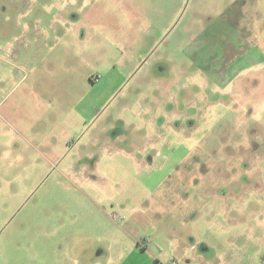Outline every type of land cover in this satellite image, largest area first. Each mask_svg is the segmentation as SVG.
I'll return each mask as SVG.
<instances>
[{"label":"rangeland","instance_id":"obj_1","mask_svg":"<svg viewBox=\"0 0 264 264\" xmlns=\"http://www.w3.org/2000/svg\"><path fill=\"white\" fill-rule=\"evenodd\" d=\"M146 243L264 264V0H0V264Z\"/></svg>","mask_w":264,"mask_h":264},{"label":"crops","instance_id":"obj_2","mask_svg":"<svg viewBox=\"0 0 264 264\" xmlns=\"http://www.w3.org/2000/svg\"><path fill=\"white\" fill-rule=\"evenodd\" d=\"M149 251V245L148 243L146 244H142V245H138L135 252H133L134 256L136 258L140 259V262L138 264H165L160 258L155 257L153 255H150L148 253ZM107 254H109V252L106 249H100L95 256L92 258L91 257V264H99V257L100 256H106ZM132 254V252L130 253ZM144 255V257H143ZM145 255H147V257L149 256V259H152L151 261H149V259H145ZM108 256V255H107ZM93 259V260H92ZM156 260V261H155ZM107 264V263H105Z\"/></svg>","mask_w":264,"mask_h":264},{"label":"flooded vegetation","instance_id":"obj_3","mask_svg":"<svg viewBox=\"0 0 264 264\" xmlns=\"http://www.w3.org/2000/svg\"><path fill=\"white\" fill-rule=\"evenodd\" d=\"M7 11V7H3V12H6ZM21 14H23V12L20 10Z\"/></svg>","mask_w":264,"mask_h":264}]
</instances>
